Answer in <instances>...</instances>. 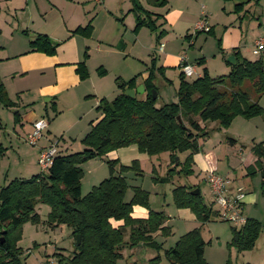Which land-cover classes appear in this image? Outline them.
<instances>
[{"label":"trees","instance_id":"1","mask_svg":"<svg viewBox=\"0 0 264 264\" xmlns=\"http://www.w3.org/2000/svg\"><path fill=\"white\" fill-rule=\"evenodd\" d=\"M131 11L135 13V27L146 26L155 30L162 26L160 14L145 9L139 0H130ZM167 0H153L157 6L165 5ZM243 3L234 5L235 10ZM92 19L85 25L77 26L72 32L89 37L92 32ZM210 30V28H209ZM209 30L207 32H209ZM164 34L160 29L159 39ZM189 38L190 35H186ZM56 43L46 34L36 33L29 42L27 52H42L52 55ZM237 62L230 65L226 74L211 77L204 67L201 74L188 81L179 73V84L176 90L177 100L155 106L156 98H152L153 66L149 68L148 77L144 81L145 95L130 98L124 95L125 89L135 88V77L129 80L116 78L118 94L108 100L100 98L96 110L102 117L90 128L81 139L84 148L80 151L63 153L56 148L46 173L39 172L28 178H13L0 185V264H22L19 259V248L14 239L25 221L36 222L38 215L34 212L37 201L45 202L50 210L46 222L51 226L66 225L74 238L75 250L64 264H118L124 248H133L139 244L152 249L161 247L154 237L159 231L168 235L170 228L163 225L165 216L161 211L149 208V192L140 186H131L132 194L126 198L127 180L125 172L129 170L141 174L139 161L132 160L130 165H120L118 174L113 173L117 159L107 160L110 175L84 195L81 194V164L89 159L101 157L116 148L136 145L141 153L153 155L167 152L171 163L177 153L188 152L178 170L168 168L166 176L154 178L165 183L171 175L192 173L193 155L200 150L198 139L206 135L201 125L208 120L217 121L220 126H228L232 119L240 115L251 118L261 115L264 108L257 101H251L249 95L240 89L244 80H249L255 94L259 97L264 92V52L256 59L248 60L240 56L237 50L232 52ZM84 52L82 60L76 64L79 78L88 76ZM0 103L13 105L0 83ZM17 112H14L16 116ZM197 117V118H196ZM233 144L235 140L229 138ZM254 161L246 166L248 175L259 174L260 193L264 196V140L251 146ZM42 170V169H41ZM184 185L172 189L174 205L177 208H188L201 223L208 221L211 214H217L200 200V194L192 195ZM133 205L149 209L146 217L137 218L131 215ZM230 245L239 250L251 249L261 231L259 220L246 217L240 227H231ZM128 231V239L124 235ZM79 235V243L76 242ZM205 241L201 236V227L193 228L181 234L174 244L164 249V254L171 264H211L204 258ZM58 254V253H57ZM160 257L156 255L150 260L158 264ZM64 258L58 259L60 264ZM226 264H230L227 262Z\"/></svg>","mask_w":264,"mask_h":264},{"label":"rangeland","instance_id":"2","mask_svg":"<svg viewBox=\"0 0 264 264\" xmlns=\"http://www.w3.org/2000/svg\"><path fill=\"white\" fill-rule=\"evenodd\" d=\"M40 1L46 3L47 0ZM139 1L144 6L150 4L148 2L150 0ZM177 1L182 2L181 6L185 4V0H169V4L175 6ZM54 2H56V6L64 10L63 12L73 14L75 19H67L72 24L80 22L79 20H86L87 15L85 11L93 9L92 0H85L80 3L70 2V0H54ZM18 4H20V0H0V45L4 46L5 52H14L20 46H27L29 48V42L34 37V30L40 29L43 24L50 25L49 19L44 21V19L35 18L33 15L34 9L30 8L31 4L24 11L17 8ZM106 5L109 6L112 16L109 24V35L117 37L120 33L127 31L125 34V38H127L128 33H138L140 31L139 40H136L134 47L135 51L140 53L139 56L143 59L140 58V61H136L129 53L122 55L121 51L116 49L115 42L112 44L106 43V45L114 49L110 58L106 60L110 68L113 66V71L108 72V76L104 80L94 83L97 86L99 96H105L106 99L111 100L114 94L119 92L115 81H113V74L117 68L121 69L124 73L126 66H130L131 64H133L134 70L137 65L138 70L145 68L146 64L148 69L153 66L152 55H150L147 48H142V45L156 48L159 46L158 40H160L161 43L164 42L166 49L173 48V50L178 51L180 57L185 56L188 63L194 62V58L199 54L198 51L202 49V47L199 48L198 46L202 44L204 34H201L203 37L198 38L197 41L187 38L186 40L183 36L185 34L184 30L192 26L189 25L191 19H178V22L172 28L169 26V23H164L160 29L165 28L169 34L165 32L157 39V34L160 31L159 28L150 30L146 26H141L135 30L132 14L129 13V16L125 19L126 15L122 14V10L126 12V9L130 7L129 0H106ZM193 5L196 4L193 2ZM98 7L97 5L95 10ZM152 9L158 11L159 7L154 6ZM193 29L191 28L189 32H192ZM167 34L169 42H167L168 38L166 39ZM253 35H256V33H253ZM217 36L219 37L220 33H217ZM206 39L207 42H203V52L208 61V63L205 61L208 73L213 77L223 75L221 73L223 71L221 66L223 64L227 65L226 60L228 56L224 60L220 56V53H217V42L213 36L207 35ZM109 40L112 39L109 38ZM192 42H195L194 45H191L193 44ZM126 43L127 48H129L130 43L127 41ZM215 51L216 54H214ZM255 56L257 55H251V58ZM96 57L94 55V58L89 63L91 69L96 65L98 66ZM142 60H145L146 63ZM201 65L200 63L197 64L198 72L201 71ZM10 67L11 62L0 64V83H2L7 97L14 102L10 106H4L0 103V138L4 145H8L10 141L12 146V149L9 147L5 154L0 151V182L6 177V173H8V179L14 177L28 178L35 174V171L45 174L46 171L41 170L38 163L40 149L52 145L56 146L64 154L82 150L84 146L81 143V139L90 128L89 122L99 115V111L96 109L84 115V112L91 104L90 102L95 101L93 96H86L81 99L82 91L92 85L91 78L87 80H85L86 78L82 79L85 82L81 86L63 93L60 97L62 105L55 107L51 101H46L50 95L41 96L37 87L39 83L46 84L52 79L51 72L48 69H45L43 74H39L37 70L29 69V72L25 76L18 75L12 77L9 72ZM165 70L167 71L165 72ZM153 73V84L157 93L155 106L158 107L164 103L175 102L177 100L176 90L179 84L178 69L154 65ZM21 77L24 78L20 79ZM194 78L196 76L186 77L188 81ZM20 88L26 89L23 92H17ZM240 89L249 95L251 101H257L264 108V92L257 97L249 80H244ZM18 94H21L20 98L17 96ZM139 96L140 94H138ZM31 104H33L38 112L39 119L47 121V127L42 131L40 138L43 140L39 141V139L35 145H31L26 141L28 132V129H26L27 123L23 121L21 126L13 120L15 111L23 116L29 110ZM203 126L205 127L206 135L201 138L203 143L202 148L203 151L213 150L217 154V174L223 176L228 181V188L230 186H237L241 190H247L250 193L256 194V201L244 205L243 208L245 217L255 218L261 223V231L253 247L247 250H239L234 245L229 244L232 236L231 227L234 225L222 220L218 215V206L213 202L212 191L206 181L207 174H205L203 169H200L199 165L196 167L192 164L193 171L188 175L176 173L175 171L168 182L160 183L154 180V178L166 176L170 166L179 170L181 165L177 164L178 162H183L185 156L188 154L187 151L177 153L173 163H171L172 161H170L167 152L153 155L141 153L139 154L141 168L143 169L141 174H136L133 170L124 173L128 184L126 198L128 199L129 195L132 194L131 186L138 185L147 190L150 195L148 200L149 206L152 208H163L165 212H170L173 229L172 233L170 232L166 236L160 234L157 237L156 240L158 243H161V247L158 250L149 247H143V249L124 248L122 258L118 260V264H151L150 260L156 255L160 257L157 262L158 264H171L164 254V249L172 246L176 239L185 232V228H187L184 223H179L177 217L173 215V210L176 209V206L173 202L172 188L178 185H184L186 188L196 186L200 191V200L217 213L215 215L211 214L208 221L201 223V236L205 241L204 258L208 262L211 264H226L227 262L230 264H264V196L260 193L259 174L248 175L246 172V162L253 157L251 152L252 144L264 140V112L251 118L237 115L225 127L220 126L217 121L213 120L203 122ZM13 128L17 130V134L13 131ZM31 128L32 124L29 131ZM229 138L235 140L234 145L228 142ZM37 146H39L37 159H33L34 155L32 156V154ZM129 146L116 148L101 157L86 160L80 165L82 168L80 178L82 195L86 194L93 185H97L101 180L110 175L107 160L115 159L120 155V159H117V163H115L113 168V173L118 174L120 165L126 164L125 157L131 155V149H135ZM232 157L238 161V164L234 167L230 165ZM129 164H131V161H129ZM19 167L24 169L22 173L18 172ZM153 175L155 176L154 178ZM49 210L50 207L47 203L37 201L34 205V212L37 213L38 220L36 222H23L20 232L15 237V246L19 248V259L22 264H41L48 257H54L57 261L59 257L64 258L60 263L64 264L72 256L75 244L71 230L64 224L58 226L49 225L46 222ZM127 239L128 233H125L124 240L126 241ZM132 251H134L133 254H131Z\"/></svg>","mask_w":264,"mask_h":264},{"label":"crops","instance_id":"3","mask_svg":"<svg viewBox=\"0 0 264 264\" xmlns=\"http://www.w3.org/2000/svg\"><path fill=\"white\" fill-rule=\"evenodd\" d=\"M82 1L85 0H70V2L77 3H80ZM92 2L93 9L85 11L87 15L86 20H79L80 22L72 24V22L68 21L67 19H75L73 14L63 12L64 10L59 6H56L57 4L56 2H54V0H47L46 3H43L40 0H20V4H18L17 6L18 9L24 11L26 8H28V6L30 7L31 4L30 8L34 9L33 15L35 16V18L44 19V21H47L49 19L50 25H41L40 29L34 30L33 35L35 36L36 33L46 34L53 42L56 43L55 52L52 55H47L45 53L37 51L27 52L29 49L27 46H20L14 52H5L4 46L0 45V64H6L11 62V71L9 70V72L11 73L12 77H16L18 75L25 76L27 72H29V69L37 70L39 74H43L45 69H48L51 72L52 79L49 80L46 84L39 83L37 87L41 96H44L46 94L50 95V97L47 98L46 101H51L55 107L62 105L60 97L63 95V93H67L71 89L78 88L85 82V80L91 78L92 85L86 87V89L82 91L81 99L86 96H93L95 101L93 100L92 102H90L91 104L89 108L84 112V115L93 112V109H95L98 105L100 98H106L105 96H99L97 86L96 84H94L107 78L108 72L113 71V66L110 68L109 65L106 63V60L110 58L113 53L112 50L114 49L110 48L108 45H106V43L112 44L113 42H115L116 49L118 51H121L122 55L129 53L136 61H140L141 59H143L139 56L140 53L135 51L134 47L136 40H139L140 31L138 33H128L127 38H125V34L127 31L120 33V35L117 37L115 35L110 36L109 24L112 16L109 6L106 5V0H92ZM129 2L130 7L126 9V12L122 10V14L126 15V19V17L129 16V13H131L135 25V13L130 10L132 4L130 0ZM148 2L152 4L153 7L157 6V4L153 3V0H150ZM193 2L196 5H193ZM176 3L177 4L173 6V4H169V0H167L165 5L157 6L159 7L158 11H154L152 9V5L150 4L148 6H144L142 3L141 4L145 9L160 14L161 16L158 22H163V24L169 23V26L171 28L175 23L178 22V19H191L189 25H192L191 28H194L193 31L195 30L196 23L199 20H203L209 26V32L196 31L193 34V31L189 32L191 28H186V30H184L185 34L183 36L185 37L186 35H190V37L187 39H194V41H197L198 38L203 37L201 36V34H204L201 44L202 46H198L199 48L202 47V49L198 51L199 54H197V56L194 58V62H189V64L195 67V70H197V64H202L201 71L198 72L197 70L198 74H201L202 69L204 67H206L207 69L206 63H208V61L206 59L205 53L203 52V45L205 43L204 41L207 42V35H211L214 37L217 42L216 51L217 53H220V56L223 57L224 60H226L227 56L234 55L232 53L234 49L239 52L240 56L248 60L251 58V55H257L250 59L254 60L262 52H264V47L260 49L257 53L254 52V50L256 49V43L259 41V39L264 38V0H185V4L182 5L184 7L180 5L182 4V2L180 3L177 1ZM238 3H243V6L235 10L234 5ZM97 5L99 7L97 10H95ZM89 19H92V32L89 37H84L82 35L75 34L72 32L77 26L85 25ZM162 29H164V33H168L165 28ZM217 33H220L219 37L217 36ZM253 33H256V35H253ZM168 34L166 36V39L168 38ZM33 38L34 37H32V39ZM109 38H111L112 40H109ZM126 41L130 43L129 48H127ZM167 42H169V38L167 39ZM158 43L159 45L163 44L161 49H159V46L156 48H149L146 45H142V48H147L149 50L150 55H152V65L162 66L164 68L168 67L178 69V73H180L178 66L180 54H178V51L173 50V48L166 49L164 42L161 43L160 40H158ZM192 43L193 44L191 45H194L195 42ZM216 51L214 54H216ZM84 52L88 54V58L85 61L88 70V76L85 80H81L76 72V64L82 60ZM94 55L97 56L96 58L98 61V66H93L94 68L91 69L89 63L92 58H94ZM142 61L146 63L145 60ZM227 63L229 62L226 60V64ZM146 65L145 68H143L142 70H138L137 65L136 69L134 70L133 64H131L130 66H126V70L124 71V73L121 69L117 68V70H115V73L113 74V81H115L116 78L129 80L135 77V87L141 84L144 86V81L148 77L149 73V69ZM221 67L223 69L221 73L223 74L227 73L230 69L228 64H223ZM166 71L167 70H165V72ZM209 75L211 76L210 73ZM22 78L24 77H21L20 79ZM24 89L26 88H20L17 92H23ZM117 94L118 92L114 94V97ZM144 95L145 87L144 91L140 93L139 97L142 98L144 97ZM17 96L20 98L21 94H18ZM136 96H138V94H136ZM101 117L102 114L101 112H99V115L96 116L94 120H90V122L94 124ZM36 119H39V117L38 112L34 108L33 104L30 105L29 110L26 111L23 116H21L19 112H17L16 116L13 117V120L19 123L21 126L22 122L25 121L27 123L26 126L28 128L26 127V129H28V132L32 122ZM13 131L15 132V134L18 133L15 128H13ZM42 140L43 139H40L39 141ZM198 144L201 145V148L197 153L193 155V164L196 167L197 165H199L200 169H203L205 174H207V172L210 170L215 171L217 173V154H215L213 150L203 151V143L201 138L198 139ZM234 144L235 142L232 145ZM9 147H11L12 149L11 142L9 141L8 145H4L0 138V151H2L3 154L7 153ZM129 147L135 149H131V155L125 157L126 164L122 165H130L129 161L132 162V160L137 159L139 161V166L142 171L143 169L141 168L139 159V154H141V152L138 151L136 145L132 144ZM38 148L39 146L35 148V151L32 154V156L34 155L33 159H37ZM115 159L119 160L120 155H118V157ZM254 159L255 157L253 156L248 162H246V166L251 164ZM237 164L238 161L234 157H232L230 165L234 167ZM153 169L155 170V168ZM23 171L24 169H22V167H19L18 172L22 173ZM36 173L39 172L35 171V174ZM7 176L8 173H6V177L3 178V181L0 182V185H4L8 181L13 179H8ZM153 177L155 176L153 175ZM228 189L229 193L231 194H234L237 191L243 192V208L244 205L254 203L256 201L255 193H250L247 190H241L237 188V186H230ZM130 197L131 194L129 195L128 199ZM149 208L153 211L163 212L165 216L163 225L169 227L170 232L172 233L173 225H171L172 216L170 212H165L163 208H152L151 206H149ZM148 212L149 209H146L143 206L133 205L131 215L133 217L143 218L147 216ZM173 215L177 217L179 223H184L187 226V228H185V232L196 227H201V222L195 218L194 214L188 208L176 207V209L173 210ZM126 233H128V231ZM153 235L157 239V237L160 235V232L157 231ZM143 247L147 246L139 244L136 247H133V249H143ZM133 253L134 251L131 252V254Z\"/></svg>","mask_w":264,"mask_h":264},{"label":"built area","instance_id":"4","mask_svg":"<svg viewBox=\"0 0 264 264\" xmlns=\"http://www.w3.org/2000/svg\"><path fill=\"white\" fill-rule=\"evenodd\" d=\"M209 30V26L203 21L199 20L196 23V31H205ZM163 44L159 45L161 49ZM264 47V38L259 39L256 43V49L254 50L257 53L260 49ZM178 66L180 71L184 74L185 77L197 76L198 72L195 70V67L189 64L185 56H181L179 59ZM47 127V121L45 119H36L32 122V128L26 135V141L35 145L36 142L41 138L42 131ZM56 151V146H49L47 148L40 149L38 156V163L42 170H45L50 164L53 154ZM206 181L209 184V187L212 191L213 202L218 206V215L224 221H227L233 224L235 227L242 226L246 217L243 214V192L237 191L234 194L229 193L227 186V180L218 175L215 171H208L206 175ZM42 264H58L57 260L54 257H48L44 260Z\"/></svg>","mask_w":264,"mask_h":264},{"label":"water","instance_id":"5","mask_svg":"<svg viewBox=\"0 0 264 264\" xmlns=\"http://www.w3.org/2000/svg\"><path fill=\"white\" fill-rule=\"evenodd\" d=\"M227 61H228L229 64H231V65H234V64H236L237 62H239V63L242 62L241 59L237 60V59L235 58L234 55H229V56L227 57ZM143 91H144V86L141 84V85H138L137 87H135V88H133V89H125L123 93H124V95H126V96H128V97H130V98H134V97L136 96V94H140V93H142ZM151 94H152V98H156V92H155V89H151ZM190 193H191L192 195H198V194H200V191H199L198 188H195V189H192V190L190 191ZM79 238H80L79 235H76V242H77V243H79V241H80Z\"/></svg>","mask_w":264,"mask_h":264}]
</instances>
